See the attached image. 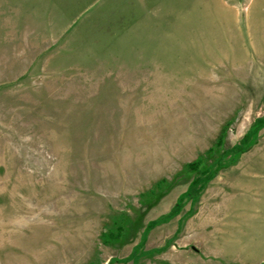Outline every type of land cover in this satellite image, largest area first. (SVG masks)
<instances>
[{
	"label": "rangeland",
	"instance_id": "1",
	"mask_svg": "<svg viewBox=\"0 0 264 264\" xmlns=\"http://www.w3.org/2000/svg\"><path fill=\"white\" fill-rule=\"evenodd\" d=\"M0 264H264V0H0Z\"/></svg>",
	"mask_w": 264,
	"mask_h": 264
},
{
	"label": "trees",
	"instance_id": "2",
	"mask_svg": "<svg viewBox=\"0 0 264 264\" xmlns=\"http://www.w3.org/2000/svg\"><path fill=\"white\" fill-rule=\"evenodd\" d=\"M261 120H259L258 123H256L252 129L248 132V134L245 136V139H244V143L242 142L240 145H238L234 150V152H238V153H241L243 151H245V147H246V140L248 139V137L250 136L253 137L255 134H256V131L259 130L260 126H259V123ZM198 164V163H197ZM190 167H194V168H198V165H195V164H191ZM196 168V169H197ZM206 181L202 178V177H198L195 179V181L191 184V188L189 190V192L185 195V196H190L192 193H194V191L197 189L198 185H201L200 187L202 188L204 185H205ZM200 188V189H201ZM192 192V193H191ZM191 193V194H190ZM134 258L137 259V257L134 255Z\"/></svg>",
	"mask_w": 264,
	"mask_h": 264
}]
</instances>
